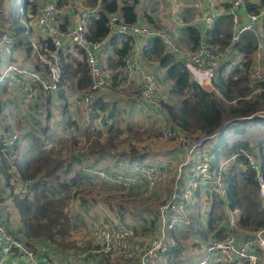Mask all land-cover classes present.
I'll list each match as a JSON object with an SVG mask.
<instances>
[{
  "label": "built area",
  "instance_id": "obj_1",
  "mask_svg": "<svg viewBox=\"0 0 264 264\" xmlns=\"http://www.w3.org/2000/svg\"><path fill=\"white\" fill-rule=\"evenodd\" d=\"M58 1L41 0L39 7L34 13L28 15L29 19L23 25L24 33L30 39L29 52L32 48L36 51L35 65H26V67L14 60V53L19 45H16L13 32L7 26L1 25L0 85L4 83L14 85L21 101L26 104L39 100V96L56 94L61 77L59 62L61 59L68 60V57L66 58L68 50L69 54L79 55V59H82L87 66L90 85L80 92V103L86 112L92 92L104 86L105 74L100 59L109 53V40L112 35L129 36L132 39L141 40L152 35L159 36L164 44L183 61L191 78L206 91H212L214 69L220 57H227L239 34L253 30L259 17L257 14H248L247 20L239 23L236 10L244 5L245 0H230L225 12L230 20L227 43L221 47H214L206 42V30L211 28L217 15L209 13L193 20L194 24L200 26L199 38L193 48L184 49L175 46L170 36L162 31L149 29L136 21L123 22L117 12L106 14L107 33L95 41H89L85 35L87 18L89 15H97L100 9L98 4L82 9L74 21L61 26L57 18ZM73 3L72 0L71 4ZM32 29L37 34L36 42L30 36ZM261 48V43L256 41L254 50L256 60L249 73L252 93L264 92L261 86H253L255 83L264 81V73L258 60ZM241 58V55L236 53L231 62H240ZM123 67L127 69L128 75L139 70L136 60L128 56L124 59L121 68ZM41 73H45L50 81H45ZM131 100L134 109L141 116L160 122L156 133L163 140L170 139L179 143V161L175 165L171 186L164 198L156 204L155 225L144 234H139V237L135 235L132 226L120 220H113L106 226L94 228L90 234L88 246L92 253L116 254L123 258L126 264H166V250L174 244L172 233L174 234L181 225L186 226L187 215L193 212L189 206L197 200L209 201L214 197L222 199L225 203L222 174L227 161L234 160L239 155L244 158L248 168L254 171L257 193L264 207V181L259 173L258 160L252 152L239 148L234 154L226 157V160H218L212 148L215 141L210 144L208 141L217 139V132L204 136L192 134V136L186 135L180 128L174 126L163 110V90L151 73L144 74L137 95L131 97ZM89 111L93 121L98 123L104 131L117 121L116 116L108 117L103 112L92 108V105ZM85 115L88 117L87 114ZM256 115L264 118V109ZM21 135L22 132L17 130L14 124H0V153L7 159L10 160L15 156L14 148L16 150L22 148L24 140ZM164 167L168 168L167 164L158 166L143 162L142 164L131 163L130 170L124 174L105 168L90 170V172L102 181H111L117 189L124 191L135 186L134 179L138 183L141 180L146 188L144 195L151 196L156 183L163 182L167 176ZM139 176H141L140 179ZM3 186L0 190L3 189L9 193L8 186ZM13 192L22 196L27 195V197L31 194L27 181L20 182V187L13 188ZM239 216L238 208L227 209L221 237L204 240L199 260L188 264H264V226L251 232L243 231L237 226ZM0 220H5L3 213ZM35 250L34 247L26 246L18 239V236L16 237L3 224H0V264H6V259L13 256L19 258L24 256L28 261L27 264H75L74 258L68 257L62 261L47 259L38 255ZM184 258L185 255L181 251L179 259L183 262ZM83 259H87V256L84 255Z\"/></svg>",
  "mask_w": 264,
  "mask_h": 264
},
{
  "label": "trees",
  "instance_id": "obj_2",
  "mask_svg": "<svg viewBox=\"0 0 264 264\" xmlns=\"http://www.w3.org/2000/svg\"><path fill=\"white\" fill-rule=\"evenodd\" d=\"M23 1L21 0L18 5L19 0H8L9 5L1 14V22L10 27L16 39V45H20L19 47L28 51L30 50L28 35L24 33L22 23H19L20 12L23 16V13L25 12L26 14L27 10V2L24 1L23 4ZM133 3H135V0L132 3L122 2L120 5L117 4L116 0H100L101 8L97 15H89L87 18L86 38L89 41H95L107 33L106 14L108 12H118L123 22L134 23L136 16ZM32 4L29 7L30 13L35 12L34 2ZM244 5L250 14L259 15L260 24L259 26L254 25L253 30L241 32L237 41L233 43L227 57H220L214 69L212 91H206L191 78L183 61L164 44L159 36L152 35L144 39L141 57L146 61H156L160 67L165 69L164 80L170 83L168 94L176 99L174 107L169 102L163 103L164 113L168 115L170 122L180 128L186 135L204 136L211 132H217V139L212 146L217 158L230 156L239 148L252 152L258 160L259 173L264 181V146H261L264 143L260 141L261 144L257 143L255 148L246 138L242 139L243 134L241 132L234 131V133L238 134L239 140L227 145L223 135L226 127H235L234 124L239 122H254L264 125V118L256 115V113L264 109V92L252 93L249 83V73L256 60L254 56L256 41H259L262 46L258 60L261 63L260 59H264V0H257L255 3L245 0ZM20 6H22L21 9ZM146 19L152 22L149 17ZM228 20V15L215 18L211 28L206 30L207 43L212 44L214 47H221L227 43V40H221L219 37L221 36L223 25H227ZM197 26L199 25L192 24L185 28L192 43V48L196 45L199 38L200 26L199 28ZM109 43L114 48L113 65L121 67L124 59L132 49L133 39L129 36L112 35ZM116 44L119 45L116 46ZM78 52L81 53V51ZM235 52L241 55L240 62H231L234 59ZM107 62L111 63L109 60ZM226 65H228L229 69H226ZM59 66L61 77L56 91L58 99H63V87L65 85L68 88H73L72 85H74L80 91L90 85L87 66L82 59L76 60L73 56H71L70 60L63 61L61 59ZM257 85L264 88V81L255 83L253 86L256 87ZM233 89L237 90V96L232 93ZM39 97L40 103L35 101V104L43 107L48 103L50 96L43 95ZM96 106L98 107L96 110H104L107 104L94 101L92 108ZM108 111L111 112L110 110ZM250 115L252 116L249 117ZM110 126H113V124ZM46 135L41 132L40 139L38 136V140L37 138L34 140L33 147L30 142L20 150L14 148L15 156L10 160L0 153V188L3 185H7L9 191L6 194L3 189L0 190V202L3 203L4 195L8 197L17 213L20 225V228L18 227L16 231H13L14 235L18 236V239L26 246L34 247L37 251L45 245L48 247H53L52 245L65 246L64 242L66 240L60 238L57 241L58 238L55 233L59 234L61 232L64 234L58 228V225L62 223L59 220L68 223L69 217L65 212V205L74 190L73 184L77 180H83L84 184L86 181L91 184L96 182L90 170H93L94 167H99L97 163L89 160L87 170H82L77 166V162L73 164L75 158L77 156L82 157L86 153L95 156L111 150V146H109L111 139L109 138L108 142L78 151L74 156L72 155L74 150H72L69 152V163L63 164L62 159H58L55 154L57 149L62 147L55 149L43 148L46 143L45 139H47L44 137ZM21 137H23V134ZM53 149L54 151H52ZM72 160L73 162H71ZM131 163L142 164V156H137L135 161ZM116 173H119V171H116ZM120 174H124V172H120ZM222 175L225 186L224 199L226 207L240 210L237 226L247 232L263 227L264 207L257 193L254 171L248 168L244 158L240 155L236 156L234 163L227 165ZM25 181L28 182V188L31 191L30 198L27 195L22 196L13 192V188L20 187V182ZM109 182L112 183L111 181ZM108 185L113 187L109 183ZM108 188L112 191H119L117 188ZM62 192L64 194H61ZM154 193L156 192L154 191ZM146 199L150 200L151 197ZM222 202L223 200L219 198V201L215 203L212 201V206ZM115 204L110 203V211H118ZM119 209H121V206H119ZM212 209L207 216V231H212L213 226L216 225L215 221L219 222L222 219L218 215L211 213ZM148 212L152 214L149 208ZM117 214L121 216L123 212H117ZM142 219L145 220V218ZM5 220H0V224L4 225ZM149 223L153 225L152 221H149ZM222 231L223 227L217 228L213 233V237H221ZM180 253V243L175 240L174 244L166 250V264H180L178 258Z\"/></svg>",
  "mask_w": 264,
  "mask_h": 264
},
{
  "label": "crops",
  "instance_id": "obj_3",
  "mask_svg": "<svg viewBox=\"0 0 264 264\" xmlns=\"http://www.w3.org/2000/svg\"><path fill=\"white\" fill-rule=\"evenodd\" d=\"M40 1L41 0H37L36 3H34L35 9L39 7ZM68 1L69 3L67 6H63V7L57 6V18L62 25L71 23L72 21H74L77 14L82 9L90 7V6H87V7L78 6L74 8L75 7L74 6L73 7L74 9H72L71 11L70 5L72 4L70 0ZM247 1L255 3L257 0H247ZM73 2L75 3V5H77L76 1L73 0ZM116 2L118 5H120L122 2L132 3L133 0H116ZM229 2L230 0H135V3H133V6H134V12L136 16L135 21L137 23L143 24L149 29H155L158 31L167 32L168 36L172 38H174V35H175L176 40L178 38L177 42H180V45H178L179 47H182L184 49H190L192 48V43L190 42L188 38V34L185 28L187 26L194 24L193 20L195 18H202L203 16L209 13L217 14L216 18L218 16L226 15L225 12L227 10ZM95 4L100 5V0H96ZM173 6L175 9H173ZM184 7H188V8H184ZM188 11L191 12L189 17H187ZM237 11L241 15V20L239 21L242 22V21L247 20L248 14L250 13L246 10L245 5L240 6L236 10V12ZM179 12H183V14L181 15L179 14ZM147 17H149L152 22L147 21L146 19ZM259 24H260V17L257 18L256 26H259ZM197 27L199 28V26ZM175 43L176 42H174V44ZM143 44H144V40H141L139 38L133 39L132 49L128 57H132L136 60L139 66V70L130 75L126 74V77H125L126 84H125V82L123 83L122 77L120 76L121 71H122L121 67H115L113 65L114 57H115L114 48L109 43V49H110L109 53H107L105 57L100 59V64L102 65V70L104 74H105V69L109 71L108 73H112L113 74L112 80L118 81V87H125L127 84L130 85L134 83V87L138 89L142 84L144 74L151 73L155 77L157 83L158 81L163 80L164 83L168 87L167 89H169L170 83L164 80L165 69L163 67H160L156 61H146L141 57V49H142ZM118 45L119 44H116V46ZM19 46L18 48L16 47V51L14 53L15 54L14 60H17L18 63L20 64L26 63V65H28L29 50L26 51L25 49ZM78 56L79 55L75 56L76 60H80ZM67 57H68V60L71 59V56L69 54L66 55V58ZM107 60H109L111 63L107 62ZM260 61L261 63L259 64L261 66L262 72L264 73V59L262 60L260 59ZM33 65H35V62ZM106 76L107 78L110 77V75H106ZM72 87L73 88L71 89L66 87V85L63 87V91H64L63 99H58L56 94H55V97H53V95H50L48 99L50 103L56 101V102H65L68 104L66 106L67 115L69 117L68 123L66 125L68 128L70 126L72 127L75 126L77 128V125H79L78 126L79 134H81L82 132L86 138L90 134L88 132L89 130L88 128L90 127L91 129L93 127V130L95 129L96 132H99V133L105 132V136L103 137L102 140H104L105 137H109L112 140L111 136L107 135V131L108 132L112 131V133H115L116 131L119 132L120 129H126L129 131H132V133H137L136 132L137 130V131H142L145 133V135L142 136L141 138V141L143 143L146 141H150L151 139L153 140L148 145L150 148L147 149V148H143V146H140L142 144H140L141 142L137 141V138H134V137L125 138L124 141H127V143L122 144V147L126 149L124 150L123 153H120V151L119 152L113 151V149L116 150L115 148L116 145L113 144L114 148L111 147V150H108L107 152L99 154V155L97 154L95 156H92L91 154L86 153V155L82 157L80 156L79 160L75 159L73 164L80 161V162H85L88 167L89 160H90L92 162L97 163V165L99 166V167H94L93 170H96L98 168H105L106 170H110V171H115V172L119 171V173L128 172L130 169L131 162H134L136 157L140 155L142 156V161L149 165L165 166V164H167L168 168L164 167L166 170V175H167V176L165 175L166 178L163 180V182L156 183V185L160 183L162 186L160 185L159 187H157L158 191L156 193L152 192L151 196H147L149 198L150 197L152 198L156 195L154 198L156 197L160 198L159 201L163 199L167 190L172 184L173 175L175 171V165H176V162L179 161L180 152H178L175 146V142L166 141V140L159 139V138H152V133H154V137H155V133L157 131V128L160 125V122H157L147 117L141 116L134 109L132 105L133 102L131 100V96L127 97L128 100H124L120 94L118 95L115 94L116 98H110L106 94L107 91L104 88H98L92 92V94L90 95V102L88 103L87 112H86V110H83L81 103H80V98H81L80 92L81 91L79 89H76L74 85H72ZM167 93H168V90H167ZM168 96L170 97L169 94ZM94 101L107 102L108 103L107 105L115 106V110L118 108V111L116 112V115H115L117 117L116 119L117 121L113 123V126H109V128L107 127L105 131L102 130L99 124L93 121L92 117L90 116L91 112L89 111V107L90 105L93 104ZM0 107L5 108L3 113L0 115V124L10 123L12 125L14 121L15 122L17 121V127L19 128V130H22L23 127L21 126L24 125L22 121H24L27 126L29 125V122L28 121L26 122V119L29 116L28 108L29 107L36 108L37 104H35V102L29 103V104L23 103L21 101V98L18 96L14 85H10L9 83H4L0 85ZM98 111H101V110H98ZM85 114H87L88 117ZM20 119L22 121H19ZM65 122L67 121H64L61 124H64ZM46 126L47 128L44 133L48 135L44 137L47 138L45 139L46 144L50 146L53 144V142H56L57 137H60L61 134H63V130L56 123L47 122ZM25 131L26 133H32V131L28 132L27 129H25ZM124 134H126V131L124 132ZM25 146H23V148ZM152 147H156V149H159V150H156V149L154 150L152 149ZM60 158L62 159L63 164L69 163V157H65L63 155V156H60ZM71 162H73V160ZM88 169H91V168H88ZM103 182H106V181H103ZM106 183L113 185L110 182H106ZM167 184H168V187L164 189V187ZM111 188H116V187L113 185V187ZM136 191L141 192V189L139 187L135 189L134 186H132L126 191L123 190V192H126V195H128L127 199L129 200L131 199V197H134V193ZM101 192L102 194H104L105 192L104 194L105 196H112V197H114L118 193H122L121 191L114 192L107 187L106 189L102 188ZM212 201L213 203H215L216 201H219V198L214 197L209 201L197 200L194 203L196 205L193 204L194 206L190 204L191 205L189 206L190 210L191 212L192 211L193 212L192 214L187 215L188 224L190 222V219H193L192 217L196 216L198 213L202 214L205 217V221H207V216L209 212L211 211V208L215 207V205L212 206ZM149 203H150V200H147L146 203L144 204L145 206L142 208V211H143L142 215H145L146 217H151V213L148 212V208L146 206L152 207L151 209L150 208L149 209L152 211V215L155 218V221H154V225H155L156 217L154 216V212H155L156 204L154 206H149ZM219 207L220 208L217 209L218 213L219 212L222 213V215H224L222 219H225L227 217L228 208L223 202L219 204ZM125 210L128 211V209H125ZM101 211H100L101 215L98 218L99 219L98 223L102 226L108 225L113 220H120L132 226L133 229L136 230L137 232L139 230L140 232L139 234H144L145 232L149 231V230H146V231L143 230L149 226L150 223L148 221L143 220V219L134 220L133 217L139 219V216L137 215L138 211L136 208L135 210L130 209L129 210L130 215L128 216H126L127 215V213H125L126 211L121 216H118V214L114 210L113 211L101 210ZM134 213H136V215H134ZM211 213L214 214L216 212H214V210L212 209ZM223 221L222 220L219 222L215 221L216 225L213 226V230L207 231V233H202L203 238L200 240L195 239V236L188 232V230L186 229V226L181 225L180 227H178L176 232L174 234L172 233V235L176 237L178 235L185 234L187 236L186 239L188 240V243H186L185 245H183L182 243L180 244L181 251H183L185 255L183 262L182 260L179 259L180 264H188L191 261L199 260L200 256L202 255V246H201L200 241L201 240L204 241V240H207L208 238H212L214 231L217 228L223 227ZM21 259L22 258L13 256V257L7 258L5 263L6 264H11V263L18 264L19 260Z\"/></svg>",
  "mask_w": 264,
  "mask_h": 264
},
{
  "label": "rangeland",
  "instance_id": "obj_4",
  "mask_svg": "<svg viewBox=\"0 0 264 264\" xmlns=\"http://www.w3.org/2000/svg\"><path fill=\"white\" fill-rule=\"evenodd\" d=\"M25 2H27L26 5V14L25 12L22 13L20 12V17H19V23L22 25H24L25 21H27L28 15L30 14L29 12V7H31L33 4L32 2L36 3L37 0H24ZM23 1V4H24ZM72 2V0H70ZM77 2V5L72 4L70 5V9L72 11V9L76 8V7H80V6H94L96 0H74ZM21 0H19L18 5L20 4ZM58 7H63V6H67L69 1L68 0H59L58 1ZM8 0H0V26L4 25L7 26L9 29L10 27L8 25L2 24L1 22V14L4 12L5 8L7 9L8 7ZM161 3V1H160ZM144 4V3H143ZM101 5V4H100ZM98 5V8H101V6ZM75 6V7H74ZM22 6H20L21 9ZM74 7V8H73ZM184 8H188V7H184ZM173 9L174 6H173ZM185 10V9H184ZM76 11V9H75ZM186 13V12H185ZM190 11H188L187 13V17H189L190 15ZM179 14H183V12H179ZM4 15H6L4 13ZM237 16L239 18V20H241V15L240 13L237 11ZM174 17V16H172ZM228 24L223 25L222 27V32H221V36L219 37V39L221 40H227L228 38V34H229V27H230V20H228ZM241 21H239L240 23ZM166 35H168L167 32H164ZM177 33V32H176ZM174 33V34H176ZM30 36L31 39L36 42V38H37V34L33 31H30ZM172 39L173 42L175 43V46L180 45V42H177L175 35L174 38L170 37ZM30 42L29 36H28V43ZM179 47V46H178ZM182 48V47H180ZM69 54L70 51H66ZM70 56H77L75 54H69ZM36 61V51L35 49L32 48V50L29 52V60H28V65H33L34 62ZM16 62V61H15ZM23 66H26V63L22 64ZM27 67V66H26ZM108 69V67H107ZM121 74L120 76L122 77V81L123 83L125 82V77H126V73H127V69L126 68H121ZM226 69L228 68V65H226ZM229 71V70H228ZM109 71H107L105 69V76L106 75H110L109 78H107V76L104 78L105 79V83L104 86L102 88H104L107 91V95L110 98H116L115 94L118 95L120 94L121 97L124 100H128L127 97L131 96H136L138 89L134 87V83L132 84H127L125 87H118V81L116 80H112V73H108ZM243 74V73H242ZM241 74V75H242ZM41 75L43 76V78L45 79V81L49 82V78L46 76L45 73H41ZM160 87L163 90V99L164 102L166 103V101H168L170 104L173 105V107L175 106V98L172 96H168L167 93V85L164 83L163 80L158 81ZM126 84V82H125ZM71 89V88H70ZM114 93V94H113ZM232 93L234 95L237 96L238 92L236 89H233ZM53 97H55V94H52ZM41 100H37V103H40ZM163 102V103H164ZM102 103H106L107 102H102ZM68 104L65 102H52L50 103L48 101V103L43 106L40 107L39 105H37L36 108H28L29 111V116L26 119V122H29V125L27 126L26 123L24 121H22L21 119L19 121H22V123H24L22 130H19V128L17 127V121H14V125L15 128L19 131L22 132L23 134V146H25L27 143L29 144L31 142V146L33 147L34 145V140H38V136L40 135L41 132H45L46 128H47V122L48 123H56L58 126H60L63 130V134H61L60 137H57L56 142H53L52 145L48 146L46 143L43 145L44 149L46 148H57V147H62L60 149H57V151L55 152V154L58 156V159L60 158V155H64L65 157H69V152H71L72 150H74V154H72L73 156L77 154L78 151H82V150H86L90 147H95L99 144L102 143H106L109 141V137H105L104 140L103 137L105 136V132L104 133H99L96 132V130H93V127L90 129V127L88 128V132L90 133L88 137L85 138V135H83V133L81 132V134H79V130H78V126L77 124V128L75 126H70L69 128L66 126L68 123V115H67V106ZM95 109H97L98 107H94ZM105 108V107H104ZM103 108V109H104ZM110 109L111 112H109L108 110ZM5 110V108L0 107V115L3 113V111ZM99 110V109H98ZM104 114L110 116L111 118L115 117L116 112L118 111V108L115 110V106L113 105H107V107L104 110H101ZM15 113V112H14ZM47 120V121H46ZM65 122L64 124H61ZM235 127H226V129H224L223 131V135L225 136L226 139V143L227 145H230L231 143H233L234 141H238L239 137L237 133H234V131H238L241 132L242 135V139L246 138L249 143L253 146V147H257V143L263 142L264 143V125L261 123H235L234 124ZM25 129L28 130V132L32 131V133H26ZM132 130V129H131ZM126 131V134H124V132ZM135 131V130H133ZM137 133H132V131L126 130V129H120L119 132L116 131L115 133H112V131L108 132L107 131V135H110L112 140H111V144H109V146H111L112 148H114L113 144H115V149H113V151L115 152H119L123 153L124 150H126L125 148L122 147V144L127 143V141H124L125 138H130V137H134L137 138V141L141 142L140 146H143V148H147L149 149L150 147L148 146L149 143L151 141H153L152 139L150 141H146V142H142L141 138L142 136L145 135L144 132L142 131H137ZM30 134H34V135H30ZM48 135V134H47ZM46 135V136H47ZM152 138H159L161 139L162 137L155 133V137H154V133H152ZM40 139V136H39ZM163 139V138H162ZM166 140V139H164ZM166 141H173L175 142V146L177 148V150H179V143H176L175 140H166ZM209 144L211 142L216 141V138L214 139H210L208 140ZM261 141V142H260ZM215 143V142H214ZM262 143V144H263ZM22 146V148H23ZM139 146V147H140ZM261 146H264L261 145ZM159 147V146H158ZM21 148V149H22ZM43 149V148H42ZM54 149L52 151H54ZM152 149H156V147H152ZM51 150V149H49ZM159 150V149H156ZM255 150V149H254ZM80 156H77L75 159L79 160ZM228 157V156H227ZM218 160H226V157H221L218 158ZM234 163V160H228L227 161V165ZM77 166L82 169V170H87V164L85 162H77ZM93 178H95L94 183H90L89 181H86L85 184L82 181L77 180L76 183L73 184V192H71L70 194V198L69 200L66 202V208H65V212L67 214L68 218V223L63 221V220H59L60 222L62 221L61 225H58V228L63 231L64 234H62L61 232L55 233V235L57 236L58 240H60V238H63L64 240H66L65 246H56V245H52L53 247H48V246H42L40 249L35 250V252L40 255L41 257L44 258H52L53 260H63V259H67L69 258H74L75 260V264H126L127 262L119 257L118 255H112V254H100V253H92L90 251L89 246V238H90V234L92 232V230H94V228H97L99 226H102L98 223V218L101 215V210L105 211V210H109V205L110 203H116L115 206L116 208H118L117 210H114L116 213L118 212H125V209H128V211H126L125 213H127L126 216L130 215L129 210H135V208L137 209L138 213L137 215L139 216L138 218H134V220H142V218H145L146 221H152L153 225H150L143 229V230H150L153 226H154V221L155 218L152 216L151 217H146L145 215H142V208L145 206L144 204L146 203V201L148 199L147 196H145L144 194H146V188L144 187V183L143 181L140 180V183H138V181L136 179L135 180V186L134 188H140L141 192H135L134 193V197H131V199H127L128 195H126V192H123V189H119V191H121L123 194H116L114 197L112 196H105V192L104 194H102V188L106 189V187H110L108 185V183L103 182V181H99L95 175L93 174ZM137 178V177H136ZM141 178V176H139V179ZM137 183V184H136ZM161 184L158 183L155 187L154 190H152V192H157V187H159ZM162 186V185H161ZM168 187V184L164 187V189H166ZM145 191V192H144ZM5 192V191H4ZM116 192V191H114ZM6 193V192H5ZM8 194V193H6ZM61 194H64L63 192ZM101 195V196H100ZM3 196V195H2ZM28 198H30L28 196ZM160 198L156 197V198H151L149 206H154L155 204L158 203ZM196 205V204H194ZM193 205V206H194ZM119 206H121V209H119ZM147 208H152V207H148ZM218 208L219 204L217 203L215 205V207L213 208L215 215H218L221 218L224 217V215H222V213H218ZM0 217L2 215V213L4 214V219H6L4 221V226H6L7 230L9 232H12L15 230H17V228H20L19 225V220L17 217V213L15 212L14 207L11 204V201L8 199V197L6 195L3 196V203L0 202ZM101 211V212H100ZM134 215H136V213H134ZM193 219H190V222L188 225H186V229L188 230V232L190 234H193L195 236V239L200 240L203 238L202 233H207L208 227L205 221V217L198 213L196 216L192 217ZM131 219V218H130ZM219 219V220H220ZM226 219V218H225ZM225 219H221L222 221ZM220 220V221H221ZM106 226V225H104ZM134 230V229H133ZM135 235H137L139 237V230L138 232L136 230H134ZM174 238V240H177L180 244L182 243L183 245H185L186 243H188V240L186 239L187 236L185 234L183 235H178V236H172ZM201 246L203 247L204 245V241H200ZM45 244V243H43ZM38 248V247H36ZM40 252H42L40 254ZM87 256V259H83ZM88 260V261H87ZM27 259L23 256L21 260H19L18 264H27ZM13 264V263H11Z\"/></svg>",
  "mask_w": 264,
  "mask_h": 264
}]
</instances>
